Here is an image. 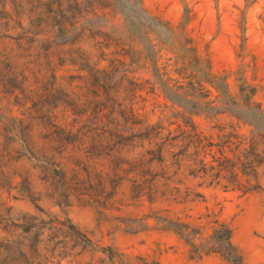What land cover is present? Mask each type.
I'll return each instance as SVG.
<instances>
[{
    "label": "rangeland",
    "instance_id": "1",
    "mask_svg": "<svg viewBox=\"0 0 264 264\" xmlns=\"http://www.w3.org/2000/svg\"><path fill=\"white\" fill-rule=\"evenodd\" d=\"M219 222L264 264V0L0 1V264H232Z\"/></svg>",
    "mask_w": 264,
    "mask_h": 264
},
{
    "label": "trees",
    "instance_id": "2",
    "mask_svg": "<svg viewBox=\"0 0 264 264\" xmlns=\"http://www.w3.org/2000/svg\"><path fill=\"white\" fill-rule=\"evenodd\" d=\"M3 1V0H0ZM64 27L59 25L57 31H60V33L63 31ZM25 32H22L20 34V37L24 38H32L36 32H33L31 30H24ZM56 31V32H57ZM59 33V34H60ZM57 36V35H56ZM232 229L231 227L223 222H219L216 227L213 229L212 234L210 235L211 240L219 247L221 248V254L226 257L232 264H243L242 261V255L238 249V247L233 243L232 241Z\"/></svg>",
    "mask_w": 264,
    "mask_h": 264
},
{
    "label": "crops",
    "instance_id": "3",
    "mask_svg": "<svg viewBox=\"0 0 264 264\" xmlns=\"http://www.w3.org/2000/svg\"><path fill=\"white\" fill-rule=\"evenodd\" d=\"M238 247V246H237ZM239 249V248H238ZM239 251H240V249H239ZM240 253H241V251H240Z\"/></svg>",
    "mask_w": 264,
    "mask_h": 264
}]
</instances>
